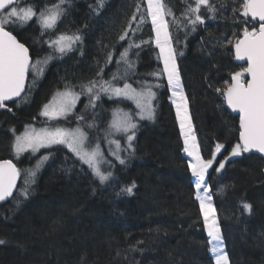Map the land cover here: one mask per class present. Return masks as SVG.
<instances>
[{"label":"trees","instance_id":"obj_1","mask_svg":"<svg viewBox=\"0 0 264 264\" xmlns=\"http://www.w3.org/2000/svg\"><path fill=\"white\" fill-rule=\"evenodd\" d=\"M192 2L164 0L177 20ZM243 2L211 0L216 13L202 6L205 23L198 24L195 31L183 24L178 29L173 16L168 21L201 156L212 159L216 144L225 146L217 153L206 180L228 264H264V158L242 152L229 157L219 173L215 171L219 160L238 143V116L227 111L222 92L216 89H225L232 74L245 65L234 59L232 46L246 27L251 31L258 25L242 15ZM56 3L58 0H17L15 6L34 5L39 12ZM137 3L145 22L129 36L140 47L129 54L134 67L127 69L125 77L126 66L120 65L119 74L125 78L113 85L151 86L156 95L154 118L136 122L133 148L121 141L120 157L125 163L112 159V165L104 168L112 172V178L101 184L63 145L14 158L15 136L26 125L45 123L39 114L41 107L56 91L80 90L90 81L100 87L102 81H111L118 70L116 59L129 44L119 37ZM97 7V0H66L54 34H79L82 39L54 59L38 78L29 76L22 96L0 108V159H11L21 173L15 191L20 202L10 198L0 204V240L5 241L0 244V264H215L169 88L163 75H152L162 72V67L146 0H104V6ZM36 23L32 20L26 27L17 24L10 29L29 46L32 63L44 54ZM109 52L114 59L105 67ZM102 67V76H97ZM98 97L100 103L88 106L87 96L82 95L75 113L60 123L78 120L82 126L78 117L85 114L86 105L94 122L104 127L114 108L134 109L126 100L101 93ZM83 128L94 133L86 125ZM41 156L49 158L37 172L28 196H19L25 186L23 171L32 169ZM133 184L131 194L117 196L121 188ZM243 203L252 205L251 212L243 209Z\"/></svg>","mask_w":264,"mask_h":264},{"label":"snow or ice","instance_id":"obj_2","mask_svg":"<svg viewBox=\"0 0 264 264\" xmlns=\"http://www.w3.org/2000/svg\"><path fill=\"white\" fill-rule=\"evenodd\" d=\"M65 2L66 0H58V3L52 6H45L37 13L34 5L18 7L15 6L17 0H0V10L3 11V15H0V108L6 107V101L21 97L25 89L26 75L30 68L34 71L42 72L43 69L39 68V65L47 63L52 58L49 55L43 61L38 60L36 64H30L29 49L25 44L19 42L10 29L17 26V24L23 27L33 19H36L43 30L54 29L64 13L63 5ZM146 3L147 18L151 21L152 31L155 35L154 42L159 49L158 58L163 62L162 72H154L152 75H163L167 78V85L172 93V103L175 106L176 117L184 139V152L192 157L188 168L194 178V185L197 190L196 199L200 202L204 227L209 237L208 243L211 245L210 252L215 256V264H228V257L223 252V242L216 211L212 204V196L206 180V174H208L209 169L214 167L217 153L225 146L217 143L215 151L212 153V159H204L201 156V150L192 131V124L188 116V102L181 85L170 23L166 19L167 16H173V22L178 29L183 24L185 27L190 25L192 30L195 31L198 24L202 25L205 23V17L201 14L202 6L213 14L216 13L217 9L211 3V0H194V2L189 3L185 12L182 13V18L177 20L174 13L164 5L162 0H146ZM97 6L96 10L102 8L104 0H97ZM240 7L242 8L243 16H250L253 21L258 19L259 27L257 28L253 25L251 31L246 27L243 30L242 37L237 39L233 45L235 59L246 61L247 67H242L240 71L234 72L231 76V83L225 89H216L217 92H222L227 106L239 114V142L232 148L229 154L230 157L239 156L242 152L251 150L264 154V0H244ZM138 14L139 20H137ZM144 22L145 16L141 11L140 4L137 3L136 10L128 21V27L125 28L119 37L121 41L129 40L128 47L120 52L119 58L116 59L117 72L112 74L111 81L101 82L100 91L111 93L117 97L122 96L135 100L136 107L139 109L140 119L151 120L154 118L152 100L156 95L152 91L151 86L144 87L140 91L132 88L128 83H125L123 88L113 86V82L126 77L127 69L134 67V62L130 60L129 54L133 48H139L140 45L136 44L129 34L132 33L134 36ZM133 23L136 24L135 28L132 27ZM81 39L82 37L79 34L72 36L61 34L54 41H51L49 46L55 52L63 55L71 51L73 46ZM113 59V53L109 52L105 60V67ZM120 65L126 66L125 77L119 74ZM103 72L104 67L100 69L97 76H102ZM245 74L247 78H245ZM160 86L159 84L156 85V87ZM95 87V81H90L89 85L86 86V91L91 94L89 98L90 104L98 99V95L93 93ZM78 99L79 94L70 89L58 92L53 101L43 106L40 115L50 120L66 116L73 110ZM78 119H83V117H78ZM89 127H92V125H89ZM110 129L111 131L108 135L113 133L122 134L126 139L128 149L133 148L137 124L128 113L123 115L114 114ZM87 139V134L80 128L71 131L63 128L51 130L30 128L26 129L23 134L16 136L13 148L19 155L28 150L35 153L41 148L51 145H64L77 156L81 163L86 164L91 169L93 175L99 179L101 184H104L112 178L113 174L110 171H102L100 165L102 162L106 163L107 161L103 159L100 146L96 145L89 150L85 147ZM110 143L116 145V151L111 154L123 165L125 161L119 155L120 141L111 140ZM48 158V156H42L32 169L26 170L24 177L25 186L19 190V196L24 198L28 196L30 185L34 183L37 172ZM228 159L229 157H225V160L219 161V167L215 168L217 173L225 168V161ZM20 175V170L11 160L0 161V202H5L9 198L16 199L17 203L20 202L14 193V189L17 188V178ZM134 187L135 185L133 184L132 186L121 188L117 196L125 192L131 194ZM201 192L207 195H201ZM242 207L245 211L251 212V204L243 203ZM4 243L5 241L0 240V244Z\"/></svg>","mask_w":264,"mask_h":264},{"label":"rangeland","instance_id":"obj_3","mask_svg":"<svg viewBox=\"0 0 264 264\" xmlns=\"http://www.w3.org/2000/svg\"><path fill=\"white\" fill-rule=\"evenodd\" d=\"M162 2L164 3V0H162ZM164 5H165V3H164ZM165 6H166V5H165ZM18 7H23V6L18 5ZM37 13H38V12H37ZM166 19L168 20V16L166 17ZM33 20H36V19H33ZM36 25L38 26V30H39V36H40L39 39H40V41H41V44L44 45V54L40 57V59L38 58L34 63H31V64H36V62H37L38 60L43 61L44 58H46V57H48L49 55H51L52 58H51L50 60H48L47 63H42L41 65H39V68H42L43 71H45L46 67H47V66H48V65H49L54 59H56V58H58L59 56H61L60 53L55 52L54 49H53L52 47L49 46V45H50V42H51V41H54V40H55L59 35H61V34H57V35L54 34V29H55V28H54V29H50V30H43V29H41V27L39 26L38 23H36ZM26 26H28V24L25 25V26H23V27H26ZM18 27L21 28L19 25H18ZM19 28H18V29H19ZM64 35H67V34H64ZM68 36H71V35H68ZM154 39H155V35H154ZM30 40H31V39H30ZM36 43L38 44L39 42L36 41ZM154 43H155V42H154ZM38 47H40V44H39ZM157 49H158V48H157ZM158 55H159V49H158ZM159 60H160V59H159ZM160 62H161V67H162V69H163V62H162L161 60H160ZM177 67H178V62H177ZM242 67H245V66H242V65H241V66L239 67V70H238V71H240ZM43 71H42V72H43ZM42 72H39L38 70H37V71H34V70H32V69L30 68V77H31V75H32V77H34V78H38V77L40 76V74H42ZM164 77H165L166 82H167V78H166V76H164ZM87 86H88V85H87ZM113 86H114V85H113ZM123 86H124V84H122V85H115L114 87H120V88H123ZM131 86H132V88L136 89L137 91L142 90V88H136V87H134L133 85H131ZM66 89H70L71 91H73V92L79 94V99L76 101V105H75V107L73 108V110H72L70 113H68L66 116L57 117V118H55V119H51V120L48 119L47 117H44V116L40 115L42 118L45 119V123L40 124V125H36V124H29V125H26V126H24V127L21 129V132H19L16 136L23 134V133L26 131V129H30V128H34V129H36V130H40V129H50V130H51V129H55V128H63V129H67V130H69V131H71V130H75V129H77V128H80V129H81L82 131H84V132L87 134V136H88V139H87L86 142H85V147H86V148H88V149L90 150L91 148H94L96 145H99V146H100V151L103 153V159H104V161H107L106 163H105V162H102L101 165H100L102 171H104V168H105V167L112 165V162H111L112 159L117 160V159L115 158V156L111 154L112 152L116 151V145H115V144H111L110 141H111V140H119V141H120L119 155H120V152H121V149H122V143H121V141H123L124 145L127 146L126 139L123 137L122 134H120V133H113V134H111V135H108V133L111 131V129H110V125H111V122H112L113 119H114V114L123 115L124 113H128V114L132 117V119H133V121H134L135 123H136L137 121H139V120H149V119H140V116H139V109L136 107V102H135V100L130 99V98H125V97H122V96H121V97H117V96L112 95L111 93H104V92L100 91V87H98V85H96V87L93 89V93H94V94H97V95H98L99 93H101V94H103V95H104L105 97H107V98L126 100V101H128V102H130V103L132 104V106H133L134 109H133V110H128V109L123 108V107L114 108V109L111 111L110 121H109V124L106 125V127L101 126L100 124H97V122H94V118L90 116V113H88V112L86 111V108H85V110L83 111L85 114L80 115L81 117H83V119H81V120H82V126H81L79 123H76L78 120H75V122H74L73 124H67V123L62 124V123H60L62 120H66L69 116H71L72 114L75 113V111H76V107L78 106V103H79L80 98L82 97V95H84L85 97L87 96V103H88V106H91L93 103H100V99H99V97H98V99L92 101L91 104L89 103V98H90V95H91V94L88 93V92L86 91V86L82 87L80 90H77V89H75V88H65V89H61V90L56 91V92L52 95V97L42 105L41 110H42V108H43V106H44L45 104H48L49 102L53 101V98L56 96V94H57L58 92H63V91H65ZM152 91L154 92L153 89H152ZM169 91H170V90H169ZM184 94H185V93H184ZM153 100H154V99H153ZM153 100H152V106H153ZM170 101H171V103H172V93H171V91H170ZM172 105H173V108H174V111H175V115H176V109H175V106H174L173 103H172ZM41 110H40V112H41ZM88 110H89V109H88ZM153 110H154V109H153ZM39 114H40V113H39ZM188 116H189L190 121H191V124H192V131H193V133L195 134L194 126H193V123H192V120H191V116H190V113H189V108H188ZM98 121H99V120H98ZM176 122H177V125H178V127H179V122H178V120H177V117H176ZM84 125L88 126V128L91 130V132L93 131L94 133H93V134H92V133H88V131L84 130V128H83ZM89 125H92V127H89ZM179 133H180V136H181V139H182L183 151H184V139H183V136L181 135L180 127H179ZM16 136H15V138H16ZM195 136H196V134H195ZM15 138H14L13 145H14V143H15ZM196 139H197V138H196ZM197 143H198V142H197ZM52 146H55V145H51V146H49V147H52ZM63 146H64V145H63ZM49 147H46V148H49ZM64 147L69 151V149H68L66 146H64ZM41 149H44V148H41ZM41 149H40V150H41ZM40 150H39V151H40ZM13 151H14L13 156H14V158H16V159H17V158L19 159V157H20L23 153H25V152H23V153L17 155V153L15 152L14 148H13ZM28 151H29V152H32L31 150H28ZM28 151H26V152H28ZM231 151H232V150L228 151V153L226 154L225 157H230L229 154L231 153ZM70 152H71V151H70ZM35 153H36V152H35ZM71 153H72V152H71ZM184 153H185V152H184ZM72 154H73V153H72ZM185 154H186V156L188 157V161L190 162L191 159H192V157L188 156L187 153H185ZM74 155H75V154H74ZM75 156H76V155H75ZM41 157H42V156H41ZM41 157H40V158H41ZM76 157H77V156H76ZM225 157L221 158L219 161H223V160H225ZM40 158H39V159H40ZM216 167H219V162L215 165V168H216ZM26 170H28V169H25V170L23 171V172H24V175L26 174ZM193 179H194V178H193ZM196 192H197V190H196ZM201 195H207V194L201 192ZM201 214H202V213H201ZM202 219H203V215H202ZM203 222H204V219H203ZM217 222H218V221H217ZM218 225H219V223H218ZM219 227H220V225H219ZM220 234H221V229H220ZM223 252H224V254H226V252H225L224 250H223ZM213 256H214V255H213ZM214 261H215V256H214Z\"/></svg>","mask_w":264,"mask_h":264},{"label":"water","instance_id":"obj_4","mask_svg":"<svg viewBox=\"0 0 264 264\" xmlns=\"http://www.w3.org/2000/svg\"><path fill=\"white\" fill-rule=\"evenodd\" d=\"M0 11H2V10H0ZM249 19H251L252 20V18L249 16L248 17ZM257 22H258V25H257V28L259 27V21H258V19L256 20ZM14 35V34H13ZM242 37V36H241ZM241 37H239V38H241ZM238 38V39H239ZM235 43V42H234ZM234 45V44H233ZM232 53H233V56H234V59H235V49H234V47L232 46ZM29 56H30V52H29ZM236 60V59H235ZM237 62H239V63H245V67H247V63H246V61H238V60H236ZM30 62H31V56H30ZM245 76H246V78H247V75L245 74ZM230 83H231V81H230ZM25 88H26V79H25ZM24 91H25V89H24ZM24 93V92H23ZM22 93V94H23ZM22 94H21V96H22ZM18 98H13V100H11V101H15V100H17ZM11 101H6L5 103H7V102H11ZM224 104H225V107H226V109H227V111L229 112V113H231V114H233V115H236V116H238V142H239V114H238V112H235V111H233L231 108H229L228 106H227V103L225 102V100H224ZM249 153H253V154H257V155H259V156H261V157H263L264 158V154H260V153H258V152H256L255 150H251V151H249ZM3 160H11V159H0V161H3ZM12 161V160H11ZM12 163L14 164V165H16L15 163H14V161H12ZM17 167V166H16ZM18 168V167H17ZM18 180H19V177L17 178V185H18ZM17 189V188H16ZM16 189H14V193H15V191H16ZM10 199V198H9ZM8 199V200H9ZM7 200V201H8ZM6 202V201H5ZM1 203H4V202H0V204Z\"/></svg>","mask_w":264,"mask_h":264},{"label":"flooded vegetation","instance_id":"obj_5","mask_svg":"<svg viewBox=\"0 0 264 264\" xmlns=\"http://www.w3.org/2000/svg\"><path fill=\"white\" fill-rule=\"evenodd\" d=\"M0 15H3V11H0ZM13 32V31H12ZM14 35H15V33H13ZM27 35V33L25 34V33H23V38L26 40V41H29V37H27L26 36ZM16 37H17V39L19 40V42H21V43H23V44H25V46L29 49V52H30V48H29V46L27 45V43H25L24 41H22V40H20V37H18L17 35H15ZM31 56V55H30ZM32 63V58H31V62H30V64ZM29 76H30V70H29V72L27 73V75H26V86H27V84H28V81H29ZM214 164H215V161H214ZM214 168V167H213ZM213 168H211V169H209V171H211ZM209 173V172H208ZM207 175V174H206Z\"/></svg>","mask_w":264,"mask_h":264}]
</instances>
